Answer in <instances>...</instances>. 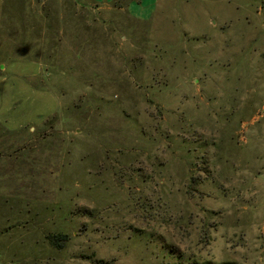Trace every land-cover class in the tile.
<instances>
[{
  "label": "rangeland",
  "instance_id": "1",
  "mask_svg": "<svg viewBox=\"0 0 264 264\" xmlns=\"http://www.w3.org/2000/svg\"><path fill=\"white\" fill-rule=\"evenodd\" d=\"M194 261L264 264V0H0V264Z\"/></svg>",
  "mask_w": 264,
  "mask_h": 264
},
{
  "label": "trees",
  "instance_id": "2",
  "mask_svg": "<svg viewBox=\"0 0 264 264\" xmlns=\"http://www.w3.org/2000/svg\"><path fill=\"white\" fill-rule=\"evenodd\" d=\"M56 238L54 240H56V242H60V240H65L67 239V236H55ZM172 251V250H171ZM173 252V251H172ZM180 264H184V263H180ZM186 264H217V263H213V262H204V263H199V262H187ZM220 264H237V263H220Z\"/></svg>",
  "mask_w": 264,
  "mask_h": 264
}]
</instances>
